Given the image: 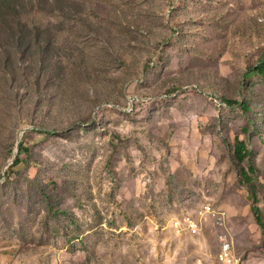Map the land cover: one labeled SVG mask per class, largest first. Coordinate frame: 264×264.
<instances>
[{"label":"rangeland","instance_id":"374dc122","mask_svg":"<svg viewBox=\"0 0 264 264\" xmlns=\"http://www.w3.org/2000/svg\"><path fill=\"white\" fill-rule=\"evenodd\" d=\"M36 1L0 23V264H214L219 233L264 264L230 147L264 220V0Z\"/></svg>","mask_w":264,"mask_h":264},{"label":"trees","instance_id":"16d2710c","mask_svg":"<svg viewBox=\"0 0 264 264\" xmlns=\"http://www.w3.org/2000/svg\"><path fill=\"white\" fill-rule=\"evenodd\" d=\"M56 1L61 2L63 0ZM36 4V0H30L29 2L26 0H0V23L2 26L7 28V34L12 32V34L16 36V42L25 40L29 37V34L24 31V29L29 27V25L25 19L26 17L23 9L27 8V6L33 8ZM13 24L16 25L15 28L13 27ZM4 50L7 53L10 62V58L14 55V52L6 47H4ZM8 64L9 63L5 64L4 67L8 66ZM250 70L255 72L257 75L264 77V56L256 65H253L249 71ZM12 72L14 71L12 70ZM225 101L229 105L240 103L241 108H248L247 102L236 101L233 99H226ZM231 146L234 159L240 164V181L248 186L250 197L252 199V212L256 217L257 223L263 228L264 232V220L262 218L260 206L258 205V186L254 181V177L251 175L257 170L256 165L251 161L252 152L248 148L245 141L239 139L238 137H235L234 143L230 145V147ZM246 161L248 164L244 165L243 163ZM19 162L20 159L17 157L13 165H17Z\"/></svg>","mask_w":264,"mask_h":264},{"label":"built area","instance_id":"2783aa9c","mask_svg":"<svg viewBox=\"0 0 264 264\" xmlns=\"http://www.w3.org/2000/svg\"><path fill=\"white\" fill-rule=\"evenodd\" d=\"M200 215H201V218H203L204 220L210 219L213 222V224L216 225L217 227H219V217H225V213L224 214L210 213V203H206L202 206L200 210ZM184 220H185V225L187 229H191L193 231H197L199 229L198 222L191 216H186ZM175 226L176 227L181 226L180 222H175ZM218 236H219V241H220V250H219V253L217 254V258L214 264H228L227 255L231 254V252L227 248L226 243L222 240L220 233Z\"/></svg>","mask_w":264,"mask_h":264},{"label":"bare ground","instance_id":"6f19581e","mask_svg":"<svg viewBox=\"0 0 264 264\" xmlns=\"http://www.w3.org/2000/svg\"><path fill=\"white\" fill-rule=\"evenodd\" d=\"M225 243L227 245V248L230 250V252H232V249H233L232 245L229 242H225ZM231 254H228L227 255V262H228V264H231V258H232Z\"/></svg>","mask_w":264,"mask_h":264}]
</instances>
